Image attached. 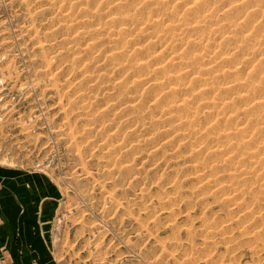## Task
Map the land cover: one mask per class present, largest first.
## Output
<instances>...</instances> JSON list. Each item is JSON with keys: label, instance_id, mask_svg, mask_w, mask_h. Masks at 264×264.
I'll list each match as a JSON object with an SVG mask.
<instances>
[{"label": "rangeland", "instance_id": "1", "mask_svg": "<svg viewBox=\"0 0 264 264\" xmlns=\"http://www.w3.org/2000/svg\"><path fill=\"white\" fill-rule=\"evenodd\" d=\"M0 167L23 264H264V0H0Z\"/></svg>", "mask_w": 264, "mask_h": 264}, {"label": "crops", "instance_id": "2", "mask_svg": "<svg viewBox=\"0 0 264 264\" xmlns=\"http://www.w3.org/2000/svg\"><path fill=\"white\" fill-rule=\"evenodd\" d=\"M4 176L6 178L10 176V178L6 179ZM17 176L16 174L12 176L6 174L5 169L0 167V264L26 263L27 260L24 259L23 254L19 253L20 248L23 250L30 244L34 245V242L38 248L42 247V237L39 234H34V231H30V235L32 234L34 239H28L25 240L27 243H22V236L25 235L23 216L26 207L31 205L32 197L22 196L24 182Z\"/></svg>", "mask_w": 264, "mask_h": 264}, {"label": "bare ground", "instance_id": "3", "mask_svg": "<svg viewBox=\"0 0 264 264\" xmlns=\"http://www.w3.org/2000/svg\"><path fill=\"white\" fill-rule=\"evenodd\" d=\"M209 6V5H208ZM202 8V7H201ZM207 9V8H206ZM207 10H210V9H207ZM205 11V9H204ZM202 12H203V9H202ZM206 13V12H205ZM204 14V13H203ZM205 15V14H204ZM203 16V15H202ZM206 17V16H205ZM177 24V23H176ZM181 25V24H180ZM178 27V26H177ZM181 28V27H180ZM208 79V78H207ZM207 83V82H206ZM211 84V83H210ZM213 85V84H212ZM262 97V96H261ZM225 113V112H224Z\"/></svg>", "mask_w": 264, "mask_h": 264}]
</instances>
